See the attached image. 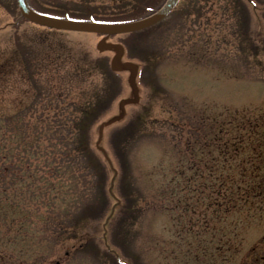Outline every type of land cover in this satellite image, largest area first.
<instances>
[{
  "label": "rangeland",
  "instance_id": "374dc122",
  "mask_svg": "<svg viewBox=\"0 0 264 264\" xmlns=\"http://www.w3.org/2000/svg\"><path fill=\"white\" fill-rule=\"evenodd\" d=\"M28 2L130 20L165 0ZM102 39L40 26L16 0H0L1 109L16 97L30 106L31 88L59 84L91 109L81 122L90 152L76 159L90 180L82 198L57 211L66 203L48 191L31 231L16 222L0 230V264H264V0H180L159 23L108 38L123 42L117 60L132 76L137 68L133 82L129 69L112 68L116 49ZM24 59L40 68L27 81ZM239 195L248 202L234 205Z\"/></svg>",
  "mask_w": 264,
  "mask_h": 264
},
{
  "label": "trees",
  "instance_id": "16d2710c",
  "mask_svg": "<svg viewBox=\"0 0 264 264\" xmlns=\"http://www.w3.org/2000/svg\"><path fill=\"white\" fill-rule=\"evenodd\" d=\"M6 63L0 59V81L3 79L2 71ZM31 64L28 59L18 63V69L22 66V74L26 69L28 71L29 76L25 81L34 77L36 71H40V68L37 69L34 65L32 67ZM17 74L24 82V76ZM40 87L36 90L31 88L33 92L29 95L32 97L30 106L16 97V104L10 111L0 107V230L8 229L16 222V225H22L24 232L31 231L33 227L29 222L35 223L32 210H38V204L46 202L48 191L55 192L53 202L57 198L66 203V207L55 205L54 210L62 209L67 212L70 208L67 203H77L82 198L77 193L90 184L88 171L79 169L82 166L76 159L90 152L86 131L85 134L81 133V122L89 117L91 109L88 106H74L77 101L70 94L69 87L68 90L61 84L56 88L40 90ZM28 91L29 89L22 88L18 92ZM1 96L5 98V89L0 84V98ZM38 102H44L45 105L41 107L37 105ZM85 129L87 130V123ZM30 139L31 153L25 152L26 147L23 148ZM91 163H94L92 159ZM224 180L220 179L219 184ZM69 190L72 191L71 197L67 193ZM235 190L239 192L241 188L237 187ZM243 192L251 193L249 190ZM240 199L246 204L249 197L234 196L232 202L235 205ZM17 229H14L15 232ZM14 238L17 239L16 236ZM4 239L7 241V237L0 232V248L4 247Z\"/></svg>",
  "mask_w": 264,
  "mask_h": 264
},
{
  "label": "water",
  "instance_id": "95a60500",
  "mask_svg": "<svg viewBox=\"0 0 264 264\" xmlns=\"http://www.w3.org/2000/svg\"><path fill=\"white\" fill-rule=\"evenodd\" d=\"M16 2L19 7L21 15L32 22L57 29L97 32V33L105 34L107 36L110 34L137 31L158 22L172 9V7L176 4L177 0H167L166 3L158 11L144 18L132 20V21L113 22V23L55 17L34 10L29 6L27 0H16ZM102 41L103 39L100 42H98L97 45L99 47L100 45H103L106 46L107 48L112 47L116 49V53L111 61L112 68L118 69L120 67H126L131 71L130 81L133 82L137 70L133 73L132 76V72H133L132 68L128 66L125 62L117 60V58L120 57V55L123 53V47H121L118 43L102 44ZM129 100H125V101H129ZM123 102L124 100L121 101V103ZM109 122L110 120L108 121V123Z\"/></svg>",
  "mask_w": 264,
  "mask_h": 264
},
{
  "label": "flooded vegetation",
  "instance_id": "af4514ba",
  "mask_svg": "<svg viewBox=\"0 0 264 264\" xmlns=\"http://www.w3.org/2000/svg\"><path fill=\"white\" fill-rule=\"evenodd\" d=\"M256 259H258V258H256ZM249 264H258L257 262H255V261H253V262H251V263H249Z\"/></svg>",
  "mask_w": 264,
  "mask_h": 264
}]
</instances>
